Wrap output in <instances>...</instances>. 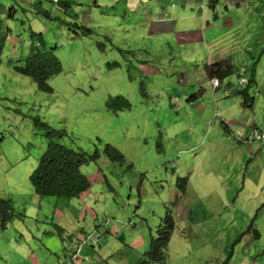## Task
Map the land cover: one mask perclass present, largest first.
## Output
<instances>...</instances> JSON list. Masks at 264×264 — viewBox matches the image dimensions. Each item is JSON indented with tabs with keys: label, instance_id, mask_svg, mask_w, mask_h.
<instances>
[{
	"label": "rangeland",
	"instance_id": "rangeland-1",
	"mask_svg": "<svg viewBox=\"0 0 264 264\" xmlns=\"http://www.w3.org/2000/svg\"><path fill=\"white\" fill-rule=\"evenodd\" d=\"M159 1L3 0L0 12L5 20L8 11L9 19L7 39L0 44V195L11 200L15 216L0 228V264H102L105 257L96 253L104 230L111 233L105 243L108 264L137 261L167 209L174 226L163 249L164 264H220L251 231L247 225L255 217L239 218L245 213L233 209V225L225 224L216 214L220 194L216 200L202 197L196 175L203 148L193 156L188 147L209 130L205 115L220 126L223 111L214 102L226 103L219 95L228 84L241 93L245 83L237 73H245V65L254 61L255 84L264 90V0ZM37 3L47 14L37 12ZM196 22H224L227 31L219 38L233 45L223 55L233 71L215 91L219 81L206 78L204 65L217 52L178 43V31L193 33ZM42 46L52 48L62 67L47 80L51 92L37 90L12 67ZM255 84L248 87L254 96ZM118 94L129 107L113 111L107 98ZM233 102L225 108H233ZM255 115L264 118V102ZM36 119L65 129L63 143L88 153L96 149V160L81 166L91 179L92 211L82 208L83 193L71 201L79 211L67 213L64 204L67 215L56 222V197L34 193L28 175L46 143ZM259 123L264 129V119ZM104 143L123 154L122 163L110 161ZM190 174L189 190L201 203L193 208L187 193L193 224L183 218L189 213L178 203L185 189L176 184L177 176ZM240 260L235 250L233 261Z\"/></svg>",
	"mask_w": 264,
	"mask_h": 264
},
{
	"label": "crops",
	"instance_id": "crops-1",
	"mask_svg": "<svg viewBox=\"0 0 264 264\" xmlns=\"http://www.w3.org/2000/svg\"><path fill=\"white\" fill-rule=\"evenodd\" d=\"M159 3L161 4L162 1L160 0ZM196 24L198 26L193 29V33L191 32V29L186 30L187 32L181 30L178 31L179 36L182 38L178 43L194 45L195 51L204 48L208 54L210 52H217L215 59L209 61L210 63L217 60H225L230 63L231 66H234L227 57L223 56L228 47L233 49V45L226 43V39L222 40L219 38L227 31L224 22H196ZM219 39H221V41H219ZM208 56L207 59L209 58ZM212 58L213 57L209 59L211 60ZM209 62H206L205 64H208ZM251 64L249 66L245 65V67H243L244 69H242L246 70L247 73H241V70L238 71V77L241 75L248 77V71ZM221 80L218 79L219 84L214 89H211L215 91V89L220 86ZM255 85L258 89V93L255 96L249 93L248 88L246 89L244 87L242 89V91L247 92L248 95L252 97L251 101L247 102V105L244 103L245 100L242 93H236L237 90H235V92L230 84L224 87L223 91L220 92L219 99H224L226 103L219 102L218 99H216L213 105L216 110L223 111V115L219 116L220 126H218L215 118L211 115V118H209L210 116L205 115L206 123L210 122L211 124L209 130L203 135L202 141L199 143L193 142L188 147V150L192 152L193 156L196 150L198 151L203 148V151L199 155L201 164L196 175L197 180H199L198 186L203 188V198L208 194L212 199L216 200L220 194V200L222 202L218 205L219 211L216 214L224 220L225 224L233 225L235 219L232 215L233 209L234 211H243L245 214L238 215L239 218H243L252 216L258 204L261 206L254 216L255 222L252 220L253 223H250L251 231L244 237H242V235L241 239L233 244L230 259H228L225 264H264V211H262L264 208V145L257 140L249 139L242 141L237 138L238 132H240L241 134L239 137L245 139L247 137L246 131L254 126L260 128L259 120L264 119L259 117V115H255L256 107L260 102H264V90L261 88L260 91L262 92L260 93L258 83ZM203 90L205 89L203 88ZM232 101H234L233 105L235 106L226 109L225 104L232 105ZM223 107L226 111L223 110ZM244 111L246 112V116H243ZM210 151H213V153H210ZM203 157H206L205 160H203ZM222 161L226 162V165L218 166ZM206 163H209V165L205 168ZM191 174L190 176L187 175V189L185 187V190L183 192L181 191L184 198L178 203L180 208L189 213L188 216L184 215L185 217H183L185 220H188L187 223L189 224H193L194 219L189 212L191 210V201L188 203L189 199L186 196L187 193L192 197L193 208L196 209V205L201 206V203L197 202L199 199L193 195L191 190H189V182L190 179L193 178V175ZM85 175L89 177L87 174ZM211 176L213 178H211ZM88 188L78 196H81L83 193L86 194V196L83 195L82 208L84 207L89 209V211H92L90 208L91 206L88 205L90 204V200H92L87 196L89 194ZM160 193L161 192L157 193L156 196L160 197ZM78 196L56 198V215L53 217L56 222L59 221L60 218H63L61 217L63 214L67 215L72 209H75V213L79 211L77 207H73L71 202L72 198L78 200ZM78 202H74V205H77ZM64 204L65 207L68 208L67 213L62 210ZM204 216L205 215L198 216L197 219ZM95 217L97 216L95 215ZM66 221L67 220L65 219V222ZM56 226L58 225L56 224ZM254 228L257 230L258 235L255 234V231L253 232ZM237 229L241 230L239 227H237ZM109 236H111L110 231L104 230V237H100V254L96 253L99 258H102L101 256H104L105 258L107 257L106 254L109 250L105 243ZM231 242L233 243L234 241H230V243ZM235 250L240 252L243 260L236 262L233 261V252ZM254 256L258 257L256 258ZM259 256L262 257L260 260H258ZM105 258L101 259L102 264H108ZM135 262L137 261H131L130 263L128 261L127 264H136Z\"/></svg>",
	"mask_w": 264,
	"mask_h": 264
},
{
	"label": "trees",
	"instance_id": "trees-1",
	"mask_svg": "<svg viewBox=\"0 0 264 264\" xmlns=\"http://www.w3.org/2000/svg\"><path fill=\"white\" fill-rule=\"evenodd\" d=\"M55 1L57 2L58 0ZM3 5V0H0V8ZM37 12L47 14L39 3H37ZM6 13L8 18L4 20L0 12V44H4L8 34L6 33L8 28H4L6 21L9 19V12L7 11ZM14 13L15 10L10 14L12 15ZM21 22H23V20ZM37 37H39V35ZM39 40L42 42V39ZM18 62L21 63H14L12 65L13 69L19 74L31 78L37 90L42 92L52 91V87L47 80L49 77L58 74L62 68L52 48L45 49L44 46L35 47L32 53L19 59ZM232 71L233 66L225 60H217L204 65V73L208 79L216 77L221 80ZM254 77L255 63L253 62L248 71L247 82L245 83L246 89L255 83ZM241 93L244 96V103L247 105V102L251 101L252 97L245 91L241 90ZM107 99V106L113 111L129 107V101L123 95L118 94L109 96ZM36 125L44 129L46 143L43 152L38 156L34 168L28 175L34 193L38 197L54 196L56 198H70L78 196L91 184V179L81 171V166L96 160L98 156L96 149L94 152L88 153L72 145H67L61 141L62 138L67 135L65 129L52 127L39 119H36ZM103 153L110 161L123 162V154L109 143L103 144ZM186 180V175L177 176L176 184L180 191L185 189ZM257 211L258 209L254 212L252 217L256 215ZM14 216L15 213L11 200L0 195V228H5L6 224L10 222ZM173 226L174 220L172 214L170 209H167L162 223H159L157 227L155 236L150 238L147 249L142 252L136 264H164L163 249L167 245ZM249 227L250 223L247 225V229ZM254 231L255 234L258 235L255 228L253 232ZM242 233L243 232H241L239 236L242 235ZM230 253L231 252L228 251L227 257L220 264L226 262Z\"/></svg>",
	"mask_w": 264,
	"mask_h": 264
},
{
	"label": "built area",
	"instance_id": "built-area-1",
	"mask_svg": "<svg viewBox=\"0 0 264 264\" xmlns=\"http://www.w3.org/2000/svg\"><path fill=\"white\" fill-rule=\"evenodd\" d=\"M212 80L214 83H217L215 78H213ZM238 80H239V82L244 83L247 81V78H246V76L241 75L238 78ZM248 138H250L252 140L260 141L264 145V130L258 129L256 127H252L248 131Z\"/></svg>",
	"mask_w": 264,
	"mask_h": 264
},
{
	"label": "clouds",
	"instance_id": "clouds-1",
	"mask_svg": "<svg viewBox=\"0 0 264 264\" xmlns=\"http://www.w3.org/2000/svg\"><path fill=\"white\" fill-rule=\"evenodd\" d=\"M53 1H55V0H53ZM240 77V76H239ZM238 77V78H239ZM213 78H215L216 79V81L218 82V79L216 78V77H212V78H210V79H213ZM247 78V77H246ZM247 82V81H246ZM246 82H244V83H246ZM255 127V126H254ZM252 128V127H251ZM257 128V127H256ZM258 129H260V128H258ZM261 130H264V129H261ZM248 131L249 130H247L246 132H247V137L245 138V139H243V138H241V137H239L240 136V132H239V134L237 135V138H239V140H242V141H246V140H249L250 138H248ZM248 138V139H247ZM252 140V139H251Z\"/></svg>",
	"mask_w": 264,
	"mask_h": 264
}]
</instances>
